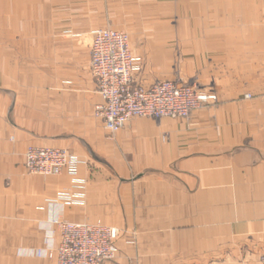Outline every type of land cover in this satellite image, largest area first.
I'll return each mask as SVG.
<instances>
[{"label":"crops","instance_id":"0c3cea01","mask_svg":"<svg viewBox=\"0 0 264 264\" xmlns=\"http://www.w3.org/2000/svg\"><path fill=\"white\" fill-rule=\"evenodd\" d=\"M109 27L144 86L197 81L218 105L108 131L90 61ZM29 147L77 174H30ZM57 217L122 231L103 264H260L264 0H0V264H57Z\"/></svg>","mask_w":264,"mask_h":264},{"label":"built area","instance_id":"2783aa9c","mask_svg":"<svg viewBox=\"0 0 264 264\" xmlns=\"http://www.w3.org/2000/svg\"><path fill=\"white\" fill-rule=\"evenodd\" d=\"M90 68L102 98L95 116L112 133L141 118L189 119L195 111L218 102L215 94L204 92L197 82L166 80L144 86L135 74L137 60L129 35L112 28L92 32ZM25 165L33 175L51 177L68 172L75 176L79 161L66 149L29 147ZM53 223L56 226L53 234L59 238L55 249L57 264H103L116 258V242L122 234L119 228L102 223H76L62 217ZM136 239L137 234L133 232L130 243L135 244ZM46 245L50 248V240ZM260 264H264V256Z\"/></svg>","mask_w":264,"mask_h":264},{"label":"rangeland","instance_id":"374dc122","mask_svg":"<svg viewBox=\"0 0 264 264\" xmlns=\"http://www.w3.org/2000/svg\"><path fill=\"white\" fill-rule=\"evenodd\" d=\"M109 28H112V29H115V30H117L116 28H114V27H109ZM97 30V29H96ZM120 31V30H119ZM123 32H126L127 34H128V32L126 31V30H123ZM129 35V34H128ZM129 38H130V36H129ZM130 45H131V40H130ZM131 49H132V45H131ZM133 52V51H132ZM134 55V54H133ZM135 57V56H134ZM136 58V57H135ZM191 82H197V81H191ZM191 82H188V83H191ZM198 84H200L199 82H197ZM187 84V83H186ZM201 85V84H200ZM201 88H202V90L204 91V92H206L204 89H203V87H202V85H201ZM206 93H209V94H215L216 96H217V98H218V95L215 93V92H206ZM247 98H251V95H248L247 96ZM218 103H219V98H218V102L217 103H215L214 105H209V106H207V107H204V108H209V107H213V106H217L218 105ZM204 108H202V109H204ZM201 110V109H200ZM198 111V110H197ZM196 112V111H195ZM135 232V231H134Z\"/></svg>","mask_w":264,"mask_h":264}]
</instances>
